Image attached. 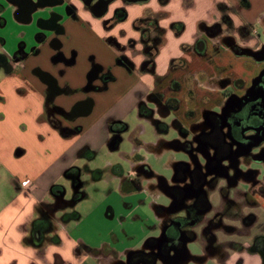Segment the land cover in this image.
I'll return each instance as SVG.
<instances>
[{
	"label": "crops",
	"instance_id": "crops-1",
	"mask_svg": "<svg viewBox=\"0 0 264 264\" xmlns=\"http://www.w3.org/2000/svg\"><path fill=\"white\" fill-rule=\"evenodd\" d=\"M101 5L58 0L27 13L0 0V264H115L156 250L147 242L165 220L153 213L168 205L161 181L171 186L186 161L176 154L186 151L176 146L183 141L175 120L186 128V118L198 124L224 110L233 85L223 56L264 62V0H112L97 15ZM194 92L202 112L196 120L182 110L181 118L176 111L188 96L197 99ZM155 93L177 110L162 112L149 98ZM115 125L124 128L114 133ZM68 171L79 172L77 202ZM236 172L233 184L222 179L210 195L220 224L206 229L209 213L182 256L166 264H264V166L240 164ZM95 199L108 201L105 216L116 219L109 234L135 244L96 253L80 230L93 211L80 206ZM140 225L137 238L130 226L141 232Z\"/></svg>",
	"mask_w": 264,
	"mask_h": 264
},
{
	"label": "flooded vegetation",
	"instance_id": "flooded-vegetation-1",
	"mask_svg": "<svg viewBox=\"0 0 264 264\" xmlns=\"http://www.w3.org/2000/svg\"><path fill=\"white\" fill-rule=\"evenodd\" d=\"M13 1L17 2L21 10H35L45 3L58 0ZM244 90L242 95L232 96V94L231 97L229 95L227 105L223 111L220 110L221 113L209 114L206 119L210 126L208 130L201 129L200 123L192 124L193 140H187L189 130L187 127L182 128L175 120L174 125L183 138V142H175L176 146H182L189 154L191 161L186 160L177 165L171 186L161 181L160 187L167 193L168 197L165 196L168 199V205L157 206L153 213L155 214L156 211L164 213L165 220L159 227V237L147 242L148 245H153L157 249L131 252L126 263L115 262V264H158L159 259L164 264L171 263L182 256L186 241L195 238L194 228L199 223L206 222L205 216L214 212L206 224V229H212L220 224L219 212L211 209L212 188L222 179L233 184L237 177V155L239 153L250 155L252 147L261 142L264 143V69L261 75ZM149 98L158 102L162 112L169 109L177 110L174 99L164 97L163 93L152 94ZM145 110L146 115L152 118L154 110L149 107ZM153 123L160 130L166 126L160 119H153ZM123 128L115 125L112 131L118 133ZM249 131L252 133L249 134ZM230 167L232 172H229ZM78 173L76 171V173L67 174L72 178L73 202L79 201L84 195ZM79 183L80 188L75 190L73 185L77 186ZM58 190L59 193L65 192L64 187H59ZM57 198H61L60 194H57ZM47 221L49 222L48 219ZM172 248L176 250L174 256L170 255ZM104 254L107 257L109 252Z\"/></svg>",
	"mask_w": 264,
	"mask_h": 264
},
{
	"label": "rangeland",
	"instance_id": "rangeland-1",
	"mask_svg": "<svg viewBox=\"0 0 264 264\" xmlns=\"http://www.w3.org/2000/svg\"><path fill=\"white\" fill-rule=\"evenodd\" d=\"M263 30H264V24H260L259 25V31L262 33ZM223 60H224L225 64L227 65L226 67H228L227 68V74L232 79L239 78V80L237 79L238 81H233L232 79L231 80L229 79L232 82L233 87L231 88V91H227L226 94L228 96L230 95V97L232 95V92H235L237 95H242L245 91L244 88L249 86L250 84H252L253 81L256 78H258L263 71L262 66L264 65V62L263 63L261 62L262 61V55H258L256 58L251 56L250 54H247L246 56L237 57L233 53H229L228 55L223 56ZM258 60L263 65H260V63L257 62ZM194 93H195V96H197V99L195 97L196 100L194 99V96L191 97L192 99H190L188 96V98L185 100L186 102H184L183 108L179 112H178V110L176 111V109H175L177 114H180L181 118H183V115L181 114L182 110H183V112L185 111L186 116H187V112H189L190 110L194 113H197V116H195V118L198 117V115L200 116L199 112H202L201 104H204V102H203L202 98L199 97V95L196 92H194ZM232 96H234V95H232ZM213 100L217 101L216 99H213ZM224 104H226V103H224ZM220 109L221 108H219V105H217L216 108H214L215 111L220 110ZM191 117L193 118L194 116H191ZM186 119H187V122L185 125H186L187 129L189 130V135L187 137V140L188 139L193 140L192 135H191V132H192L191 121H190L191 119L190 120H189V118H186ZM196 120H197V118H196ZM200 127H201V129L208 130L210 126L206 122V120L204 119L200 123ZM225 131L227 132V129ZM173 132L178 134L177 137H181V134L179 133V131H173ZM248 133L251 134L252 132L249 131ZM181 139H183V138L181 137ZM176 154L179 157V159L191 161L189 154L185 153L184 151L177 152ZM237 158H238V166H240V164H244V166L247 167L250 164V166L252 168L261 169L263 171L264 165H263L262 159L264 160V143L261 142L260 144H257L256 146L252 147L250 155H244V154L239 153L237 155ZM241 167L243 168V166H241ZM229 172H232L231 167L229 168ZM240 175L241 174H239V177H240ZM169 176H170V173H169ZM242 176L243 175H241V177ZM263 176H264V174L261 175L259 178L262 180ZM213 189L214 188H212V190ZM90 191H93V190L90 189ZM113 199H114V197L112 196L110 200H113ZM166 201H168V199H166ZM107 202L108 201H106L103 204H99V202H97V200L95 199L90 204H87L89 206L87 208L85 207L87 205H81L80 206V208H82L83 210H88V211H90L91 209L93 210L91 215H90V218L85 221V223L82 225V227H80V230L84 233V234H81V236L84 237L89 242V244L93 245L92 247H93V249L96 248V251L99 250L97 248H101V247H103V245H106L108 247L115 248L118 250H123L129 245L135 244L136 239L130 240L128 238V235L126 236L125 234H120L118 237L121 240L118 238H117L118 240H115L113 238L112 234H109V229H108L109 227L108 226L111 224V222H112V225H114L116 219H113L110 222L109 218L105 216V212L107 210V206H106ZM119 212H120V207H118V205H117L116 214H118ZM117 216H119V215H117ZM120 221H121L120 217H117V222L120 223ZM129 223H130V221L126 222L127 225H129ZM149 224H151V223H149ZM139 228H141V232L136 231L138 229L137 226H130V230L135 231V233L137 234V236H136L137 238H141L144 234L142 232V226L141 225L139 226ZM157 232H159V231H157ZM103 248H101L100 250H102ZM95 264H103V261L101 259H100V261L97 259L95 261Z\"/></svg>",
	"mask_w": 264,
	"mask_h": 264
},
{
	"label": "water",
	"instance_id": "water-1",
	"mask_svg": "<svg viewBox=\"0 0 264 264\" xmlns=\"http://www.w3.org/2000/svg\"><path fill=\"white\" fill-rule=\"evenodd\" d=\"M31 1H33V0H31ZM110 1H112V0H100V4H102L101 6H103V9L100 10V12H98L97 15H103V14L106 12V10H107V5H108V3H109ZM33 11H34V9H26V12H27V13H31V12H33ZM80 186H81V184L79 183L77 186H74V185H73V188H74L75 190H77L78 188H80Z\"/></svg>",
	"mask_w": 264,
	"mask_h": 264
},
{
	"label": "trees",
	"instance_id": "trees-1",
	"mask_svg": "<svg viewBox=\"0 0 264 264\" xmlns=\"http://www.w3.org/2000/svg\"><path fill=\"white\" fill-rule=\"evenodd\" d=\"M67 173L69 174V171Z\"/></svg>",
	"mask_w": 264,
	"mask_h": 264
}]
</instances>
